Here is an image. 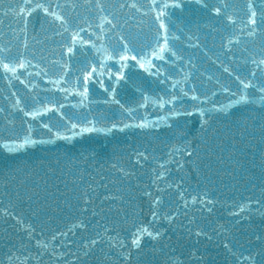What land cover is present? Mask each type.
<instances>
[{
	"label": "water",
	"instance_id": "95a60500",
	"mask_svg": "<svg viewBox=\"0 0 264 264\" xmlns=\"http://www.w3.org/2000/svg\"><path fill=\"white\" fill-rule=\"evenodd\" d=\"M0 62V264H264V0H0Z\"/></svg>",
	"mask_w": 264,
	"mask_h": 264
},
{
	"label": "snow or ice",
	"instance_id": "6c2138e0",
	"mask_svg": "<svg viewBox=\"0 0 264 264\" xmlns=\"http://www.w3.org/2000/svg\"><path fill=\"white\" fill-rule=\"evenodd\" d=\"M38 7H42V5H37ZM45 13L47 14L48 10L45 9L44 10ZM59 19V17H57ZM161 27H163V25H161ZM161 53H163L165 51L164 48H161L160 49ZM158 58H163L162 56L161 57H158ZM20 67L22 68L23 67V64L20 65ZM0 69H2L3 71L5 72H11V73H15L16 72V67L15 66H9L7 63H3V62H0ZM245 88L248 87L247 84L244 85ZM86 91V90H85ZM142 127H147V125H141ZM83 131H86V132H90V131H93V129L89 128V129H84ZM29 143H36V141H24V143L20 144L19 147H24L26 144H29ZM143 234H147L149 236H152V238H156V236H158L159 234H153L151 231H149L148 229V226H143L142 228L140 229H137V232L136 234L134 235V238H133V243L135 246H139V243H140V237L143 235Z\"/></svg>",
	"mask_w": 264,
	"mask_h": 264
}]
</instances>
